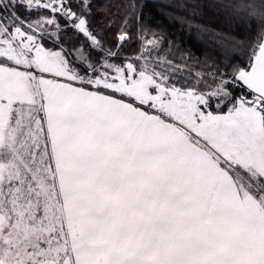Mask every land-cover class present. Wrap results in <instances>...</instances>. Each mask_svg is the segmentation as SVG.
I'll use <instances>...</instances> for the list:
<instances>
[{
    "label": "snow or ice",
    "instance_id": "obj_1",
    "mask_svg": "<svg viewBox=\"0 0 264 264\" xmlns=\"http://www.w3.org/2000/svg\"><path fill=\"white\" fill-rule=\"evenodd\" d=\"M94 4L0 0V264H264V0L212 65Z\"/></svg>",
    "mask_w": 264,
    "mask_h": 264
},
{
    "label": "trees",
    "instance_id": "obj_2",
    "mask_svg": "<svg viewBox=\"0 0 264 264\" xmlns=\"http://www.w3.org/2000/svg\"><path fill=\"white\" fill-rule=\"evenodd\" d=\"M122 0H95V8H103L109 5L113 12L116 11ZM146 4L145 17L151 27L157 31V38L163 37L164 54L169 50L171 42V55L175 57L176 63H181V57L191 54L193 63L196 59L212 65L215 61H223V56L217 50V44L212 37L202 31L207 28L213 32L230 36L234 31L231 27L230 17L219 15L214 10H208L212 0H204V10L191 7L198 0H142ZM183 5H188L183 7ZM103 13L94 16L96 24H102ZM111 37V33L108 34ZM79 41H77V44ZM137 45L129 42L122 54L132 55L136 52ZM208 53V55H207ZM222 66V65H221ZM199 71H205L202 66Z\"/></svg>",
    "mask_w": 264,
    "mask_h": 264
},
{
    "label": "rangeland",
    "instance_id": "obj_3",
    "mask_svg": "<svg viewBox=\"0 0 264 264\" xmlns=\"http://www.w3.org/2000/svg\"><path fill=\"white\" fill-rule=\"evenodd\" d=\"M161 55H164V53L162 52ZM207 55H208V53H207ZM186 56H187V55H186ZM197 71H199V70H197ZM185 74H186V73H185ZM208 83H209V84L211 83V80H210V79L208 80Z\"/></svg>",
    "mask_w": 264,
    "mask_h": 264
}]
</instances>
